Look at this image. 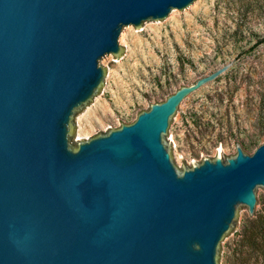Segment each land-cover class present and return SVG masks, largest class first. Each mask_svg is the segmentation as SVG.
I'll list each match as a JSON object with an SVG mask.
<instances>
[{
  "label": "water",
  "instance_id": "water-1",
  "mask_svg": "<svg viewBox=\"0 0 264 264\" xmlns=\"http://www.w3.org/2000/svg\"><path fill=\"white\" fill-rule=\"evenodd\" d=\"M198 1L0 0V264H219L241 210L260 216L264 142L181 173L164 143L198 93L182 99L230 64L73 149L126 30Z\"/></svg>",
  "mask_w": 264,
  "mask_h": 264
},
{
  "label": "rangeland",
  "instance_id": "rangeland-1",
  "mask_svg": "<svg viewBox=\"0 0 264 264\" xmlns=\"http://www.w3.org/2000/svg\"><path fill=\"white\" fill-rule=\"evenodd\" d=\"M123 58L102 63L106 85L89 108L75 115L73 149L81 141L133 122L152 104L225 64L214 80L172 120L164 143L178 170L219 158L238 146L251 155L264 142V0H199L189 13H172L166 25L126 30ZM264 188L260 190V214ZM241 210L236 232L219 251L233 264L235 234L248 230ZM253 259H249L252 264ZM253 264H264L257 255Z\"/></svg>",
  "mask_w": 264,
  "mask_h": 264
},
{
  "label": "trees",
  "instance_id": "trees-1",
  "mask_svg": "<svg viewBox=\"0 0 264 264\" xmlns=\"http://www.w3.org/2000/svg\"><path fill=\"white\" fill-rule=\"evenodd\" d=\"M248 230L242 229L235 234L236 240L231 248L233 264H250L249 259L256 260L257 255L264 257V205L260 216L247 220ZM252 262V264H253Z\"/></svg>",
  "mask_w": 264,
  "mask_h": 264
},
{
  "label": "flooded vegetation",
  "instance_id": "flooded-vegetation-1",
  "mask_svg": "<svg viewBox=\"0 0 264 264\" xmlns=\"http://www.w3.org/2000/svg\"><path fill=\"white\" fill-rule=\"evenodd\" d=\"M229 67H231V65Z\"/></svg>",
  "mask_w": 264,
  "mask_h": 264
}]
</instances>
